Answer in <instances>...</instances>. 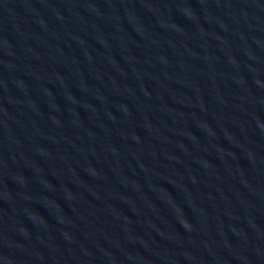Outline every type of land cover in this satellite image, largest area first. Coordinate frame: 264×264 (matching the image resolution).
<instances>
[{"label":"water","instance_id":"1","mask_svg":"<svg viewBox=\"0 0 264 264\" xmlns=\"http://www.w3.org/2000/svg\"><path fill=\"white\" fill-rule=\"evenodd\" d=\"M0 264H264V0H0Z\"/></svg>","mask_w":264,"mask_h":264}]
</instances>
